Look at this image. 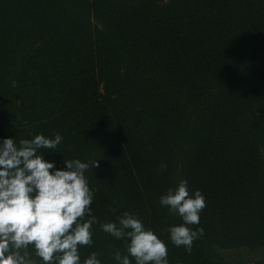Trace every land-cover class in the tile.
Listing matches in <instances>:
<instances>
[{
	"label": "trees",
	"instance_id": "trees-1",
	"mask_svg": "<svg viewBox=\"0 0 264 264\" xmlns=\"http://www.w3.org/2000/svg\"><path fill=\"white\" fill-rule=\"evenodd\" d=\"M37 133L64 137L57 167L98 160L93 215L136 212L169 264H264V0H0V138ZM180 179L206 201L190 253L159 204ZM94 227L82 258L113 264Z\"/></svg>",
	"mask_w": 264,
	"mask_h": 264
},
{
	"label": "clouds",
	"instance_id": "clouds-1",
	"mask_svg": "<svg viewBox=\"0 0 264 264\" xmlns=\"http://www.w3.org/2000/svg\"><path fill=\"white\" fill-rule=\"evenodd\" d=\"M63 139L59 133L18 142L16 136L0 138V264H102L97 251L81 256V248L94 243V226L123 243V253H111L113 264H169L166 243L136 212L124 211L107 222L93 215L95 188L86 172L98 167V160L63 159L57 167L45 159ZM159 204L181 221L167 228L169 241L190 253L204 235L202 227H190L200 222L204 195L180 179Z\"/></svg>",
	"mask_w": 264,
	"mask_h": 264
},
{
	"label": "rangeland",
	"instance_id": "rangeland-1",
	"mask_svg": "<svg viewBox=\"0 0 264 264\" xmlns=\"http://www.w3.org/2000/svg\"><path fill=\"white\" fill-rule=\"evenodd\" d=\"M223 256L228 260L241 262H254L262 258L261 253L247 249L225 250Z\"/></svg>",
	"mask_w": 264,
	"mask_h": 264
}]
</instances>
